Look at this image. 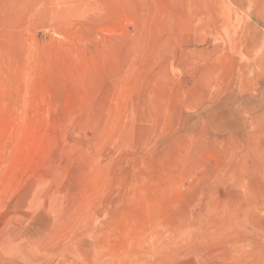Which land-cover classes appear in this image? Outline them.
Returning <instances> with one entry per match:
<instances>
[{"label": "rangeland", "instance_id": "374dc122", "mask_svg": "<svg viewBox=\"0 0 264 264\" xmlns=\"http://www.w3.org/2000/svg\"><path fill=\"white\" fill-rule=\"evenodd\" d=\"M0 264H264V0H0Z\"/></svg>", "mask_w": 264, "mask_h": 264}]
</instances>
